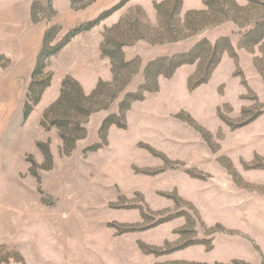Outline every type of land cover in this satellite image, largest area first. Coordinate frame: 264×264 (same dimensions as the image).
<instances>
[{
    "label": "rangeland",
    "instance_id": "obj_1",
    "mask_svg": "<svg viewBox=\"0 0 264 264\" xmlns=\"http://www.w3.org/2000/svg\"><path fill=\"white\" fill-rule=\"evenodd\" d=\"M206 1L0 0V264H264V0Z\"/></svg>",
    "mask_w": 264,
    "mask_h": 264
},
{
    "label": "trees",
    "instance_id": "obj_2",
    "mask_svg": "<svg viewBox=\"0 0 264 264\" xmlns=\"http://www.w3.org/2000/svg\"><path fill=\"white\" fill-rule=\"evenodd\" d=\"M202 1H203V3H204L207 7H209V6H208V2H207L206 0H202ZM165 2H167V1H164V3H165ZM177 2H178V4L180 5L179 0H177ZM179 5H178V8H179ZM69 80H70V79L66 78V79H64V80L62 81L61 95L65 92V91H64V88H65L66 84H68ZM71 84H73V86H76V85H77L76 82L74 83L73 81L71 82ZM76 93H77V94H76V109H78V111H80V112L84 115L83 117H86V116H88V115L93 111V108H91L89 105H87V101L89 100V98L86 97V96L82 93V90H81L79 87H77V91H76ZM74 124H75V130H76V131H82V130H83V128L80 127L81 125H80V123L78 122V120H75ZM77 137H79V135L76 136V138H77ZM62 138H63V141H65V143H66V142H73V140L75 139V138H73L72 140H66V139H64V137H62Z\"/></svg>",
    "mask_w": 264,
    "mask_h": 264
}]
</instances>
